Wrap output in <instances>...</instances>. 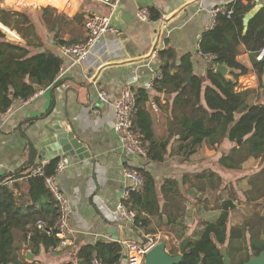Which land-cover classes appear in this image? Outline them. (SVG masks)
Returning <instances> with one entry per match:
<instances>
[{"label": "crops", "instance_id": "0c3cea01", "mask_svg": "<svg viewBox=\"0 0 264 264\" xmlns=\"http://www.w3.org/2000/svg\"><path fill=\"white\" fill-rule=\"evenodd\" d=\"M235 1L121 0L115 8L99 0L44 2L58 10L57 15H64L69 21L62 20L61 28H58L60 39L65 43L87 40L90 33L85 23L93 12L110 16L112 24L119 27L121 33H107L82 63L60 52L61 43L54 40V32L53 35L42 37L44 44L41 50H52L63 59L55 82L46 88H38L43 89L44 93L31 103L23 105L17 100L11 105V111L0 114V177L21 166L31 172L44 159L54 162L61 156H68L75 163L56 176L57 183L72 206L69 218L71 230L67 236L73 244L58 246L48 252L42 249L39 256L34 255L35 263L76 264V253L80 246L100 239L112 240L113 232L110 231L114 227L120 242L124 239L140 240L145 234L144 230L140 228L136 231L133 226L122 221L116 211L125 189L122 174L124 165L136 166L141 172L146 171L154 177L158 194L162 197L161 186L168 179L177 181L178 197L183 202L181 213L198 211L199 204L193 201V194L198 196L194 188V183H197L194 174L212 169L222 176L224 183L232 180L229 179L231 169L198 162L201 156L218 161L221 153L227 151L225 143L221 150H216V146L209 143L201 144L189 157L177 149L186 138L182 133L179 135L180 120L184 115L183 105L177 101L181 82L175 79L163 84L165 64L160 52L167 48L173 49L175 56L169 60L167 72L171 75L177 73V69L170 65H178L182 57L189 54L193 70L202 78L205 91L212 63L200 54V40L210 20L211 9L220 5L232 8L230 5ZM258 2L261 3L260 10L264 9V0H255L253 8ZM139 8L150 10L148 21L137 17ZM163 15L167 21L162 27L156 51L151 55ZM9 32L18 37L10 28ZM246 33L243 29V34ZM238 60L252 67L247 51L239 55ZM213 67L216 70L217 65ZM249 76L251 82L248 87L258 88L263 95L264 88H259L258 77L253 71L241 77L247 79ZM126 86L133 89L137 99L133 117L135 129L141 135L148 154L152 146L154 151L163 156L162 160H154L149 155L133 157L120 148L114 128V103L120 99ZM100 91L108 93L109 102L99 99ZM202 103L206 105L205 98ZM32 154L34 160L31 162ZM28 162L30 165H26ZM19 180L23 181L22 178ZM249 188V185L246 186L244 191ZM213 211L216 219L221 210L216 208ZM152 219L154 223L158 220L156 217ZM28 251L25 247L19 254L26 258Z\"/></svg>", "mask_w": 264, "mask_h": 264}, {"label": "trees", "instance_id": "16d2710c", "mask_svg": "<svg viewBox=\"0 0 264 264\" xmlns=\"http://www.w3.org/2000/svg\"><path fill=\"white\" fill-rule=\"evenodd\" d=\"M254 5L255 0H236L230 5L233 14L230 17L219 15L214 27L204 32L200 49L214 56L205 91L202 78L193 70L189 54L184 55L178 65H170L177 69V73L171 75L167 72L168 62L175 56L173 49L167 48L160 52L165 64L163 84L175 79H180L181 82L177 101L182 103L184 115L180 120L179 135L185 133L187 136L177 149L185 157H189L203 143L212 144L219 149L229 141L234 145L230 152L221 153L218 160L220 166L240 170L251 159L259 161L261 165L260 169L249 176L250 188L244 191V199L232 196L221 202L222 199L216 197L215 209L221 210L219 216L214 221L200 220L201 228L189 234L186 253L179 264H224L223 246H226L232 262L242 264L264 249V214L254 211L253 214L244 216L242 222L229 225L231 212L237 208L236 201L247 204L264 198V95L258 88L239 89V78L252 71L258 77L259 88H264V62L257 59L264 47V9L252 18L247 33L243 34V18ZM40 18L54 32V40L58 44L65 43L60 39L61 32L58 28H61L62 20L69 22L66 17L57 15V11L51 7H44ZM0 22L10 27L17 36L12 29L18 31L25 40L24 44L12 41L0 30L2 114L20 98L28 97L38 88L53 84L63 59L52 50H41L44 41L25 13L0 8ZM245 51L249 53L251 68L238 60V56ZM218 64H226L232 69L230 78L215 70L213 66ZM203 98L206 105L202 103ZM253 99L263 100L253 103ZM148 155L154 160L163 159L152 146ZM30 160H34V154ZM56 163L57 161L50 163L47 173H54ZM26 165H30V162ZM21 167L0 177V264H30L24 256H20L19 251L26 247L37 257L42 249L45 252L56 249L61 240L54 228L59 219V204L47 189L43 177L29 178L30 172L24 166ZM142 172L146 177L143 189L125 201L126 205L137 212L133 228L136 231L141 228L145 234H158L163 228H168L171 238L167 247L172 255L177 256L180 253V243L189 230L185 222L186 213H181L183 202L178 197V183L168 179L161 186L162 197L158 194L154 177L146 171ZM193 176L197 180L194 188L200 193L199 200L206 191H215L224 185L222 176L212 169H204ZM8 180L13 181L12 185L7 183ZM152 217L158 219L156 223ZM39 219L46 220L54 228L51 233L36 227ZM122 252L120 241L100 239L77 249L76 264H92L94 253L107 264H115L122 258Z\"/></svg>", "mask_w": 264, "mask_h": 264}, {"label": "built area", "instance_id": "2783aa9c", "mask_svg": "<svg viewBox=\"0 0 264 264\" xmlns=\"http://www.w3.org/2000/svg\"><path fill=\"white\" fill-rule=\"evenodd\" d=\"M100 2L109 5L110 7H117L121 0H99ZM211 16L208 21L205 31L212 29L216 23L219 15H227L230 17L233 14V9L228 5H220L214 7L210 11ZM137 17L142 21H148L150 18V10L148 8H139L137 10ZM166 19L163 15L162 20ZM86 28L89 30V37L82 43H63L59 45L60 52L63 55L72 57L74 61L82 63L86 61L95 48V46L102 40L107 33L120 34L119 27L112 24L111 17L108 15H101L93 12L86 20ZM11 40L16 41L17 37L13 35H7ZM19 36V35H18ZM15 37V38H13ZM200 54L210 61L214 59L212 54L204 53L200 50ZM264 57V47L257 56L258 60H262ZM62 73V72H61ZM44 93L43 89H37L28 97L20 98L18 101L23 105L31 103ZM99 99L103 102H109L110 97L106 91L98 92ZM115 131L118 134L120 140V148L125 154L133 157H146L148 155L147 149L144 145L141 135L136 131L134 126V113L137 109V99L134 91L131 87H124L120 99L115 103ZM11 107V106H10ZM9 107V111L11 108ZM51 161L48 159L42 160L35 169H33L28 177L38 179L44 178L45 185L51 195L55 198L59 204V219L55 223L54 228L58 231L57 236L61 239L59 247H66L73 244L68 238L67 234L70 232V213L72 211L71 203L69 202L66 194H64L56 181L58 173L64 171L67 168L75 165L74 160L68 156H61L56 163L55 171L53 174L47 173V167ZM122 174L125 180V189L122 196V200L116 206L122 221L130 226L135 225L137 219V212L126 205L125 201L131 199L134 192L139 191L144 183L145 177L142 172L136 166L124 165L122 168ZM7 183L12 185L13 181L8 180ZM36 227L40 230L46 231L48 234L54 229L48 225V222L43 219H39L36 222ZM140 240H122L120 243L123 247L122 258L115 264H145V256L150 249L160 242V237L156 234H142ZM124 254L127 257L124 258ZM92 264H107L97 253H94Z\"/></svg>", "mask_w": 264, "mask_h": 264}, {"label": "rangeland", "instance_id": "374dc122", "mask_svg": "<svg viewBox=\"0 0 264 264\" xmlns=\"http://www.w3.org/2000/svg\"><path fill=\"white\" fill-rule=\"evenodd\" d=\"M47 1L49 2L50 0H14V1L0 0V8H6V9H11V10L25 13L29 17L35 30L38 31L41 37H46V35L48 36L53 35L50 29H48V26H46V24L42 22L40 18L42 8L52 7L51 5H45L44 2H47ZM71 13H74V11H71ZM0 30L4 31L6 35H12L9 31L4 30L1 27H0ZM16 32L19 34L16 42L22 43V40L24 39L22 38L21 34L18 31ZM250 82H251L250 76L247 79H245L244 77H240L239 78V83H240L239 89L247 88ZM259 92L261 93V90H259ZM262 100L263 99H260L259 101H255V99H253L252 101L253 103L254 102L259 103ZM235 117H238V114H235ZM233 145H234L233 142H229V141L225 142V149H227L226 153L230 152L231 147ZM219 148L221 150V146ZM217 149L218 147L216 146V150ZM211 159L212 158H207V157L202 158L201 156L198 158V162L199 164L204 163L207 166H212L214 164H218L217 166H219L218 161H214ZM260 167L261 165L259 164V161L251 159L249 162H247L244 165L242 169L236 170V171L232 170V172L230 171L229 179L230 180L232 179V180L228 182L227 184L224 183L225 185H221L215 191H206L204 193V196L202 198L200 197V200H198L200 193H198L197 197L195 196V194H193V201L198 202L199 208H198V211L193 209L194 210L193 213H190V210L186 211L185 222L187 223L186 225H187V228L189 229L188 235L193 233L195 230H198L201 228L199 223H200V220L203 219L204 217L205 219H208L210 221L215 220L216 215L214 214L213 209H215L216 197H220L222 199L221 202L223 200L229 199L232 196H237L240 199H244V196L242 194L244 193V188L249 185V182H248L249 176L251 175L253 171L260 169ZM243 179H246V180L242 181ZM236 203H237V208L231 212V217L229 221L230 226L242 222L244 220V216L253 214L254 211L255 212L258 211L260 215L264 214V198L259 200V202L258 201L252 202V203L248 202L246 204L241 201H236ZM206 205H208V208H206ZM156 235L160 238H164L166 240V244L171 238V232L169 231L168 228H163L162 230H160V233ZM222 248H226V246H223ZM167 249L168 251H170V248L167 247Z\"/></svg>", "mask_w": 264, "mask_h": 264}, {"label": "water", "instance_id": "95a60500", "mask_svg": "<svg viewBox=\"0 0 264 264\" xmlns=\"http://www.w3.org/2000/svg\"><path fill=\"white\" fill-rule=\"evenodd\" d=\"M260 7H261V3L258 2V5L246 14L244 18V33L248 31L250 21L259 12ZM166 21L167 19H164L159 24L157 39L150 53L151 55L154 54V52L156 51L157 45L160 40L162 27L164 23H166ZM144 58H147V57H144ZM263 62H264V57H263ZM216 70L220 72L224 77L229 78L231 68L227 66L226 64H218L216 67ZM182 136L186 137V134L184 133ZM0 174H2L1 171H0ZM110 232H113L112 240L119 241L120 236L118 234L116 227H114L112 231ZM188 240H189V235H187L181 241L180 246H179L180 253L177 256H174L168 251L166 240L164 238H161L160 242L156 244L152 249H150L148 253L146 254L145 264H179L182 261L183 256L186 253ZM222 254L224 258V264H239V263H234L231 261L228 255L227 248H222ZM126 257H127V254H124V258ZM26 259L30 262V264H37L34 262V254L30 251L27 252ZM242 264H264V249L259 255H252L246 262Z\"/></svg>", "mask_w": 264, "mask_h": 264}, {"label": "bare ground", "instance_id": "6f19581e", "mask_svg": "<svg viewBox=\"0 0 264 264\" xmlns=\"http://www.w3.org/2000/svg\"><path fill=\"white\" fill-rule=\"evenodd\" d=\"M0 27H1L2 29H5V30L9 31V28L6 27V26H4V25H2L1 23H0Z\"/></svg>", "mask_w": 264, "mask_h": 264}, {"label": "clouds", "instance_id": "9594fccd", "mask_svg": "<svg viewBox=\"0 0 264 264\" xmlns=\"http://www.w3.org/2000/svg\"><path fill=\"white\" fill-rule=\"evenodd\" d=\"M263 60V59H262Z\"/></svg>", "mask_w": 264, "mask_h": 264}]
</instances>
